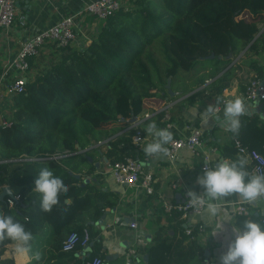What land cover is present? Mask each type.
I'll return each instance as SVG.
<instances>
[{
	"label": "trees",
	"instance_id": "trees-1",
	"mask_svg": "<svg viewBox=\"0 0 264 264\" xmlns=\"http://www.w3.org/2000/svg\"><path fill=\"white\" fill-rule=\"evenodd\" d=\"M262 24L264 0H127L101 22L86 46L45 44L51 51L56 49L49 52L54 59L36 72L42 53L31 57L30 70L35 73L24 90L9 96L0 89V192L9 184L19 194L12 205L9 195L0 200V214L12 216L33 236L46 223L52 227L54 236L43 264H89L95 255L104 256L99 253L102 240L94 221L118 204L119 194L82 180L83 173L95 170L98 150L91 145L107 139L105 156L111 162L129 155L141 159L140 146L133 142L137 127L131 119L151 109L149 99L170 95L168 77L173 86L182 69H208L184 86L183 93L200 87L188 95L189 100L208 94L220 101L245 61L255 70L252 75L263 78L264 67L253 57L264 51V30L256 36ZM240 120L239 133L230 131L234 138L222 145L223 153L237 159L235 138L264 153V125L258 116L246 114ZM65 149L73 152L50 157ZM24 155L36 159H19ZM43 168L68 186L49 212L41 210V194L34 191ZM246 219L264 217L255 212L237 214L235 223L242 226ZM84 226L90 228L94 245L82 262L77 254L80 247L65 250L62 241ZM9 243L0 247V264H16L14 257L4 256ZM178 249L158 230L148 247L147 264H170ZM199 249L192 244L182 250L192 257ZM137 258L132 256V264Z\"/></svg>",
	"mask_w": 264,
	"mask_h": 264
},
{
	"label": "crops",
	"instance_id": "crops-1",
	"mask_svg": "<svg viewBox=\"0 0 264 264\" xmlns=\"http://www.w3.org/2000/svg\"><path fill=\"white\" fill-rule=\"evenodd\" d=\"M88 0H18V16L11 28L10 37L2 35L0 28V68L2 73L5 71L6 65L11 62L14 55L21 46V41L26 39L33 32L55 24L61 18L75 14L83 8ZM127 1V0H126ZM101 22L96 20L89 14H81L78 19V31L84 29L89 37L98 32ZM87 41L84 38L78 40L79 46H86ZM49 44V43H48ZM50 45H44L39 51L49 53ZM48 49V50H47ZM236 57L239 60L240 56ZM264 67V51L253 56ZM242 69H237V76L231 81V85L223 90V97L220 101L215 95H203L193 100L187 97L194 91L183 93V88L191 83V77H197L208 69H200L195 73H188L189 70H180L179 75L175 78L174 85L171 86L177 93L172 96L166 95L160 98H151L147 102L151 109L149 117L142 115V126L145 128V140L139 144L141 152V160L144 170H149L154 174V191L152 194H146L141 188H135L118 182L114 179L109 171V157L105 156L108 142L100 140L91 145L97 148L95 170L91 173H83L82 180H88L104 191L113 190L119 194V201L115 207L108 208L105 211L103 223H97L102 218V214L98 220L94 221V226L98 230L97 238H101L102 245L99 253H104V264H124L127 253L131 247L137 249V260L133 264H144V255L148 253V247L151 245L158 230L163 235L173 240L177 245L174 260L170 264H207L208 261L214 264H220V256L228 250L230 242L235 238L234 226L237 216L236 206L240 201L235 195L229 196L224 201H220L222 205L221 215L217 220L206 223L201 219L200 214L192 213L186 217L177 210H168L166 202L176 204L183 202L189 190L198 193L204 189L197 183V178L204 173L202 169L203 154L191 151L188 148L179 150V156L175 162H170L168 157L152 158L147 156L143 148L148 143L154 141V136L147 132L150 124H155L157 129L169 130L173 137L190 133L192 126H200L205 131V149L212 154L211 167H215L220 160L232 161L231 157L226 156L222 151V145L227 141H231L234 135L221 125L219 122L209 121L205 123L201 118L202 113L209 104H215L216 101L218 115L223 119L224 102L229 99L240 97L247 106V113L257 115L260 124L264 125V100L252 101L245 97V86L248 78L255 73L250 63L245 61ZM31 71V70H30ZM28 72L31 77L34 73ZM247 77V78H246ZM264 80V75L263 78ZM211 81L210 79L206 80ZM4 94L9 92L5 87L2 88ZM163 111L160 116L158 113ZM146 112V113H147ZM168 123L171 126H168ZM126 128L118 131L122 132ZM116 133V134H117ZM236 139V138H235ZM97 163L100 166H97ZM252 211L259 214L264 210V201L261 202L259 208L252 205ZM136 220L137 225L132 226L131 221ZM227 220V221H225ZM219 221H225L223 228ZM239 227V226H238ZM187 228H192V233L187 232ZM220 230V231H219ZM214 231H218L212 236ZM53 229L46 223L44 229L33 236L31 245L32 253L28 257H17L13 253V243H9L5 250L4 256L14 257L16 264H43L48 256V249L51 246L53 238ZM93 242V241H91ZM197 244L200 249L197 255L189 257L188 252L182 249L189 245ZM94 245V243H93ZM92 245V249H93ZM127 245V246H126ZM84 248H80L78 252H84ZM184 252L183 254L181 253ZM39 252L40 260L36 262L35 253ZM119 253L120 256H115ZM108 254H113L112 259H108ZM90 255V254H89ZM83 261L82 256H79ZM88 257V256H87ZM189 257V258H188ZM88 261V260H87ZM81 264V263H78Z\"/></svg>",
	"mask_w": 264,
	"mask_h": 264
},
{
	"label": "clouds",
	"instance_id": "clouds-1",
	"mask_svg": "<svg viewBox=\"0 0 264 264\" xmlns=\"http://www.w3.org/2000/svg\"><path fill=\"white\" fill-rule=\"evenodd\" d=\"M217 103L209 104L200 113L201 118L205 123L210 120L219 122L226 130L238 134L240 117L247 113L245 101L240 97L225 101L223 119L218 115ZM147 132L155 139L143 148L144 153L157 159L167 157L169 149L166 145L173 142L172 133L167 129H157L154 123L148 126ZM248 163L246 155H239L232 161L220 160L215 167L205 164L203 175L197 178V183L204 191L197 194L189 190L185 194L188 198L186 207L200 214L206 223L219 218L222 209L220 201L229 196L235 195L243 203L259 208L264 201V173L249 171ZM34 191L41 194V210L49 212L59 203L60 194L68 192V186L51 170L43 168L35 179ZM259 217H264V210L259 212ZM225 221H219L222 225L220 230ZM217 232L214 231L212 236ZM233 232L235 238L230 242L228 250L220 256V264H264V220L246 219L242 226L235 225ZM32 239V232L26 230L22 223L14 221L10 215L0 214V247H6V242L11 241L15 256L28 257L32 253ZM35 259H40L39 252L35 253Z\"/></svg>",
	"mask_w": 264,
	"mask_h": 264
},
{
	"label": "built area",
	"instance_id": "built-area-1",
	"mask_svg": "<svg viewBox=\"0 0 264 264\" xmlns=\"http://www.w3.org/2000/svg\"><path fill=\"white\" fill-rule=\"evenodd\" d=\"M126 0H88L83 8L79 12L65 16L55 24L39 29L26 39L21 41V46L17 53L12 58L11 62L6 65L5 71L0 77V89L5 87L9 93L24 90V85L28 80V72L31 69L30 59L37 54L40 49L47 43H55L59 46H76L78 40L84 38L89 42L92 37L88 36V33L84 29L78 31V19L81 14H89L96 20L102 22L105 21L111 14L120 9L126 4ZM18 16V0H0V28L2 35L10 37L11 28L15 23V19ZM245 97L249 100H264V80L257 75H252L247 82L245 89ZM218 108V107H217ZM219 110V108H218ZM144 116L149 117L150 113H145ZM141 118L138 116L132 125L137 127L135 134L133 135V142L139 145L145 140V133H143ZM6 122V121H5ZM168 126H171L168 123ZM235 144L238 149V154L246 155L250 163L249 171L255 170L258 173H264V153H261L257 149H250L246 145L244 146L241 141L236 138ZM205 131L200 126H192L190 133L182 134L173 137V142L166 145L169 149V155L167 156L170 162H175L179 156V150L182 148H188L196 154H203L202 169L205 168V164L211 167L212 154L209 150L205 149ZM69 149L64 151H56L50 157L59 158L60 156L68 153H72ZM19 159H36V157L20 156ZM109 171L113 175L114 179L120 183L134 186L135 188H141L146 194H152L154 187V174L149 170H144L143 162L141 159L129 155L124 159H118L110 161L108 163ZM203 191H199L197 194H201ZM19 197V194H14V197H8V202L12 205L13 199ZM187 199L183 202L172 204L166 202L168 210H179L184 217L192 214L194 210L187 208ZM252 205L237 202L236 213L243 215H250L253 211ZM132 226L137 225V221L133 220L130 223ZM188 233H192V228H187ZM92 239L91 230L89 227L84 226L82 231L74 230L70 232L62 241V248L65 250H74L79 246L85 248ZM137 249L131 247L127 253L124 264H132V256L137 255ZM89 264H104V258L101 255H95L88 261ZM207 264H214L212 261H208Z\"/></svg>",
	"mask_w": 264,
	"mask_h": 264
},
{
	"label": "water",
	"instance_id": "water-1",
	"mask_svg": "<svg viewBox=\"0 0 264 264\" xmlns=\"http://www.w3.org/2000/svg\"><path fill=\"white\" fill-rule=\"evenodd\" d=\"M264 30V28L256 35V36H258L262 31ZM255 39H253V41H254ZM253 41H251V42H253ZM250 45V44H249ZM248 45V46H249ZM248 46L244 49V50H246L247 48H248ZM243 50V51H244ZM242 51V52H243ZM214 56V54H211V57H213ZM171 81H172V77H168V80H167V83H166V86L169 88V92H170V94L172 95V96H174L176 93H177V91L176 90H173L172 89V87H171ZM136 119V117L134 116L132 119H131V121L133 122L134 120ZM97 166H100V164H98L97 163ZM78 177H80V174H76ZM7 195H9V196H11V197H14V192H13V189H12V187L9 185V184H7V185H4L3 186V188H2V190H1V192H0V200H4L5 199V197L7 196ZM109 210H107V212H108ZM105 216H106V214L104 213L103 215H102V218L101 219H99L98 221H97V223H100V224H102L103 223V219L105 218ZM92 245H93V242H90L89 244H87L86 246H85V248H84V252L82 253V252H77V254L79 255V256H82V258H83V261H85L86 259H87V256L91 253V249H92ZM127 246V245H126ZM115 256H117V257H119L120 256V254L119 253H115ZM114 257V255L113 254H108V256H107V258L108 259H112ZM144 264H147V262H148V259H149V253H146L145 255H144Z\"/></svg>",
	"mask_w": 264,
	"mask_h": 264
},
{
	"label": "rangeland",
	"instance_id": "rangeland-1",
	"mask_svg": "<svg viewBox=\"0 0 264 264\" xmlns=\"http://www.w3.org/2000/svg\"><path fill=\"white\" fill-rule=\"evenodd\" d=\"M261 27H262V29H263V27H264V25L262 24L261 25ZM88 44V43H87ZM49 48H51V47H49ZM48 50V49H47ZM52 51L53 52H56V49H52ZM52 51L51 50H48V52H51L52 53ZM43 54H45V55H41L40 56V61H39V65H37V70H36V72H38L39 70H42V69H44L45 67H47L48 66V62L50 61V60H52V59H54L53 57L54 56H50L51 54L50 53H43ZM57 56V55H56ZM198 70V67H196L195 69H192V70H189L188 71V73L190 74L191 72H193V73H195L196 71ZM30 72H32V71H30ZM33 73V72H32ZM35 73V72H34ZM33 73V74H34ZM2 92L4 91V90H1ZM12 93L13 92H11V93H9L10 95L9 96H12ZM0 96H2L1 94H0ZM1 98V97H0Z\"/></svg>",
	"mask_w": 264,
	"mask_h": 264
}]
</instances>
